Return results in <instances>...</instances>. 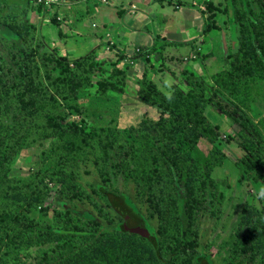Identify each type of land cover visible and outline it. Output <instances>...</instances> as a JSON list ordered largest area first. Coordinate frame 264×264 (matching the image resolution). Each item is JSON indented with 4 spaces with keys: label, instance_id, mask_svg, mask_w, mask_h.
<instances>
[{
    "label": "trees",
    "instance_id": "obj_1",
    "mask_svg": "<svg viewBox=\"0 0 264 264\" xmlns=\"http://www.w3.org/2000/svg\"><path fill=\"white\" fill-rule=\"evenodd\" d=\"M242 5L234 7L233 16L242 36L236 62L231 69L214 73L217 87L212 93H206L203 84L201 90L175 88L162 95L150 83L139 90V97L154 104L160 116L124 137L118 130L86 131L55 119L51 111L55 102L76 94L89 81L94 56L86 53L71 68L54 49L40 52V42L22 18L20 1L0 0V26L19 40L10 41L0 31V264H24L21 251L33 245L38 247L36 264H199L206 257L198 253V220L203 215L217 220L219 208V194L209 175L212 161L197 148L199 138H217L215 125L204 114L208 104H215L238 125L246 153L237 163L263 181L264 132L246 109L255 97L251 84L264 79V0H244ZM40 67L47 73L56 68L60 75L65 72L56 77L52 91L38 80ZM99 87L121 90L110 81H100ZM45 139H51L45 149L53 167L49 174L61 182L57 197L89 200L98 195L115 216L104 215L97 202L93 205L102 218L66 207L54 210L51 223L30 216L31 209L47 200V185L37 176L15 180L7 168L21 148ZM89 155L100 181L133 185L135 201L156 220L149 237L136 231L131 203L123 194L103 187L78 188L77 168ZM220 248L222 264H264V205L243 207L232 241Z\"/></svg>",
    "mask_w": 264,
    "mask_h": 264
},
{
    "label": "rangeland",
    "instance_id": "obj_2",
    "mask_svg": "<svg viewBox=\"0 0 264 264\" xmlns=\"http://www.w3.org/2000/svg\"><path fill=\"white\" fill-rule=\"evenodd\" d=\"M19 1L22 18L28 21L41 44L40 52L54 49L67 58L71 68L73 61L88 52L93 54L89 81L76 94L59 97L51 110L62 125L77 124L86 131L114 129L126 137L144 122L156 121L160 116L158 108L138 93L150 83L162 95H169L175 88L201 90L203 84L205 92L211 94L212 88L217 87L213 83L214 73L231 69L242 38L239 22L233 16L234 7H243L244 0H135L136 4L128 3L129 0ZM209 3L214 8H209ZM250 5L256 8L253 2ZM101 8L108 10H103L106 15L100 17ZM0 31L6 39L19 41L2 26ZM43 70L40 67L38 80L52 91L56 77L65 72L60 75V68L48 73ZM100 81L113 82L121 90L102 91ZM250 89L255 97L246 112L264 132V79L253 82ZM204 114L215 125L217 138L210 141L201 137L197 148L212 161L209 175L219 194V208L217 220L208 215L198 220V253L206 254L211 264H222L224 252L220 245L232 241L243 207L264 205V165L261 182L244 172L237 163L246 153L238 125L215 104H208ZM50 141L45 139L21 148L7 168V174L15 180L37 176L47 185V200L42 207L31 209L30 216L51 223L54 210L66 207L82 216L102 218L103 214L99 215L93 205L95 202L103 206L104 215L115 216V210L98 195L89 200L80 198L83 202L57 197L61 182L49 174L53 167L45 154ZM185 147L193 156V150ZM91 157L77 168L78 188L103 187L123 194L144 217L152 233L156 220L148 218L144 205L135 201L133 185L116 180L103 183ZM121 206L124 209L126 203ZM107 227L114 228L109 224ZM37 251L35 245L22 249L24 264H36Z\"/></svg>",
    "mask_w": 264,
    "mask_h": 264
},
{
    "label": "water",
    "instance_id": "obj_3",
    "mask_svg": "<svg viewBox=\"0 0 264 264\" xmlns=\"http://www.w3.org/2000/svg\"><path fill=\"white\" fill-rule=\"evenodd\" d=\"M129 210L131 212L132 221L136 227V231L141 234L143 237H149L151 232L148 228L147 222L144 217L138 212L136 207L132 204L129 205ZM199 264H211L208 258H202L199 261Z\"/></svg>",
    "mask_w": 264,
    "mask_h": 264
},
{
    "label": "crops",
    "instance_id": "obj_4",
    "mask_svg": "<svg viewBox=\"0 0 264 264\" xmlns=\"http://www.w3.org/2000/svg\"><path fill=\"white\" fill-rule=\"evenodd\" d=\"M131 1H132L133 4H136V3H135V0H129L128 3H131ZM116 2H117V3H119V2H123V0H116ZM136 2H138V0H136ZM131 5H132V4H131ZM103 10H108V8H101V10H100V11H101V13H100V17H101V15H102V16L106 15L105 12H102ZM98 11H99V10H98ZM94 24H95V26H97L96 23H94Z\"/></svg>",
    "mask_w": 264,
    "mask_h": 264
},
{
    "label": "built area",
    "instance_id": "obj_5",
    "mask_svg": "<svg viewBox=\"0 0 264 264\" xmlns=\"http://www.w3.org/2000/svg\"><path fill=\"white\" fill-rule=\"evenodd\" d=\"M46 1H50V0H46Z\"/></svg>",
    "mask_w": 264,
    "mask_h": 264
}]
</instances>
